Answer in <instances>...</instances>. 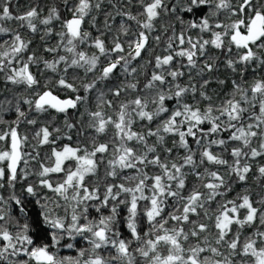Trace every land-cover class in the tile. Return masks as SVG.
<instances>
[{"label":"snow or ice","instance_id":"1","mask_svg":"<svg viewBox=\"0 0 264 264\" xmlns=\"http://www.w3.org/2000/svg\"><path fill=\"white\" fill-rule=\"evenodd\" d=\"M62 3L0 0V264H264V0Z\"/></svg>","mask_w":264,"mask_h":264},{"label":"trees","instance_id":"2","mask_svg":"<svg viewBox=\"0 0 264 264\" xmlns=\"http://www.w3.org/2000/svg\"><path fill=\"white\" fill-rule=\"evenodd\" d=\"M18 2L21 5H23V4L27 3L28 0H18ZM39 2L41 4H44L45 2H49L50 3V2H52V0H39ZM55 2L60 5V11L62 13H64L65 10H64V7H63L62 0H55ZM13 3L15 5V3H17V0H13ZM104 10L105 11H110L111 10L110 7H109V0H104ZM45 14H46V12H45ZM185 18L186 19H190L192 17L188 16V17H185ZM97 19L101 22L100 27L102 28V22H103V19H104L103 14L97 15ZM117 20H119V18H117ZM176 27H177V29H179V25H177ZM92 31H93L94 34H96V30L95 29H92ZM37 42H39L38 39H37ZM33 71H36V69L33 68ZM248 71H249V78H251L252 69H249ZM219 72L222 74L221 75V79H223L225 75H227V76H229L231 78L232 74L230 73V71H226L225 68L223 67V58H221V61H220ZM118 75H120V74L118 73ZM120 78L123 79L122 76H120ZM213 86H215V85H213ZM4 94H5L4 82L2 80H0V99L3 98ZM61 95H63V93H61ZM9 118H14V115L13 116H9ZM26 127L30 128V126H22L21 127V132L22 133L25 131ZM29 135H31V133H29ZM73 139L75 140V131H73ZM248 186L249 187H254V182L253 181H249V185ZM241 187L242 186L236 187V191H241ZM232 195H235V192H233ZM31 207L32 206H29L30 210H31ZM62 254L63 255H74L75 253L74 252H69L68 250L65 249V250H62Z\"/></svg>","mask_w":264,"mask_h":264},{"label":"rangeland","instance_id":"3","mask_svg":"<svg viewBox=\"0 0 264 264\" xmlns=\"http://www.w3.org/2000/svg\"><path fill=\"white\" fill-rule=\"evenodd\" d=\"M134 66H135V64H134ZM62 120H63V117H61V121L60 122H62Z\"/></svg>","mask_w":264,"mask_h":264}]
</instances>
